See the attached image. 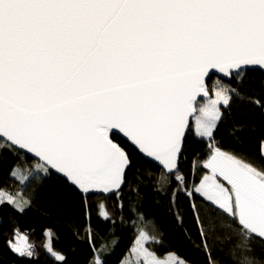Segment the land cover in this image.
Wrapping results in <instances>:
<instances>
[{
    "label": "snow or ice",
    "instance_id": "snow-or-ice-1",
    "mask_svg": "<svg viewBox=\"0 0 264 264\" xmlns=\"http://www.w3.org/2000/svg\"><path fill=\"white\" fill-rule=\"evenodd\" d=\"M210 70L229 79L264 73V0H0V162L12 153L9 175L23 181L19 160L38 158L45 183L58 176L85 198H119L137 166L114 142L123 134L185 196L199 197L202 204L191 207L201 237L225 233L223 264H264V140L257 156L216 146L203 164L210 174L185 191V131L197 97L209 94ZM215 96L195 121L198 135L213 143L240 90L226 85ZM241 131L231 135L239 139ZM5 204L23 214L30 199L0 186ZM156 242L139 234L135 264H175L174 253L160 258L145 247ZM8 244L20 258L33 257L30 247ZM204 248L209 264H220L206 239ZM48 251L66 264L62 253Z\"/></svg>",
    "mask_w": 264,
    "mask_h": 264
},
{
    "label": "trees",
    "instance_id": "trees-1",
    "mask_svg": "<svg viewBox=\"0 0 264 264\" xmlns=\"http://www.w3.org/2000/svg\"><path fill=\"white\" fill-rule=\"evenodd\" d=\"M261 81H264L261 72L245 74L231 83L210 79L211 93L215 87L210 84L223 88L231 85L240 90V98H231L227 120L215 131L214 143L199 137L192 122L182 165V175L187 179L185 191L198 185L202 175L210 173L203 164L211 158L216 146L242 156L258 155L260 142L264 140V111L254 102L264 104ZM221 111L224 112L223 105ZM234 128L243 129L239 139L231 135ZM114 141L137 162L136 168L127 173V186L119 198L115 195L85 198L58 176L45 183L40 164L27 157L18 162L27 180L18 181L9 175V169L17 163L15 156L4 154L0 162V186L16 194L17 200L30 199V206L25 205L23 214L7 204L0 206V264H60L46 250L47 231L52 233V249L65 256L66 264H92L94 257L106 264H119L141 232L157 239L150 246L154 244L163 254L175 253L188 264H209L204 248L206 239L212 256L223 264L227 257L218 249L228 246L225 233L217 231L201 237V226L191 207L193 203L202 204L199 197L185 196L174 177L165 175L118 136ZM104 211L109 213L107 220L102 215ZM154 226H158L159 233ZM20 232L27 234L32 243L31 259L20 258L9 247L8 241H13L14 234Z\"/></svg>",
    "mask_w": 264,
    "mask_h": 264
},
{
    "label": "rangeland",
    "instance_id": "rangeland-1",
    "mask_svg": "<svg viewBox=\"0 0 264 264\" xmlns=\"http://www.w3.org/2000/svg\"><path fill=\"white\" fill-rule=\"evenodd\" d=\"M212 87H215V90H214V93H212L213 94V96H212V98H211V100H213V99H215L216 98V96H215V93H216V91H218V90H220L221 88H223L222 86H217L216 87V85H212V84H210ZM227 91V90H226ZM211 100H209V101H207V102H204V103H202L201 104V107H208L209 106V104H210V101ZM221 106L222 105H220L219 107L221 108ZM200 107V108H201ZM200 108L198 109V114H197V116L193 119V127H194V129H195V132H196V134L198 135V133H197V125H196V118H198V117H200L202 114H201V112H200ZM214 133H215V131H214ZM199 136V135H198ZM200 137V136H199ZM201 138H203V139H206V140H209V138L208 137H201ZM210 170V169H209ZM210 174V173H209ZM19 175H23L24 177H25V179L22 181V182H25L26 180H27V177H26V175L23 173V172H21V171H19ZM220 179H222V178H220ZM223 183H225V185L226 186H228L227 185V182L226 181H223ZM228 187H230V186H228ZM47 232H49V231H47ZM50 233H51V231H50ZM18 235H15V237H14V240H13V244L14 245H16V246H18V247H23V248H29L30 247V249L32 250V243L30 242V240H29V237L27 236V234H25V233H22V232H20V233H17ZM51 239H52V233H51V236L49 237V239H47V243H46V250L48 251V248L49 247H51L52 248V242H51ZM157 240V239H156ZM152 244V243H151ZM136 245L134 244L133 245V247L131 248V250H130V252L127 254V259L129 260V261H131L132 262V264H135V262H136V260H137V255H136V253L135 252H133L132 250H133V248L135 247ZM145 247H147V248H149V250L150 251H155L159 256H160V258H168V256H169V253H171V252H168V253H162L160 250H157L156 249V247L154 246V244L153 245H149V244H146L145 245ZM54 251V250H53ZM49 252V251H48ZM175 254V253H174ZM172 259L174 260V262H175V264H180V262H185L182 258H180L178 255H174V257H172ZM99 260V259H98ZM186 264H188L187 262H186Z\"/></svg>",
    "mask_w": 264,
    "mask_h": 264
},
{
    "label": "water",
    "instance_id": "water-1",
    "mask_svg": "<svg viewBox=\"0 0 264 264\" xmlns=\"http://www.w3.org/2000/svg\"><path fill=\"white\" fill-rule=\"evenodd\" d=\"M214 73V74H213ZM264 74V73H263ZM209 76H211V79L212 78H218L219 80H221V81H224V82H227V83H231L232 82V80L233 79H229V78H227V77H225V75L223 74V73H220L219 71H217V70H210V72H209ZM209 79L206 77L205 78V83H206V85L208 86V83H209ZM209 87V86H208ZM212 96H213V94L210 92V90H209V94H208V96H198L197 97V101H196V105H197V107H198V105L200 104V103H204V102H207V101H209V100H211V98H212ZM197 114H198V109H197V111L195 112V113H193V115L192 116H190L189 117V125H188V129H186V131H185V137L187 138V135H188V133H189V129L191 128V126H192V122H193V119L197 116ZM116 136H118L119 138H121L122 140H124V141H126L127 143H129L134 149H136L137 150V148L128 140V138H126V137H124L123 136V134H120V133H117V135ZM115 142V141H114ZM139 153V152H138ZM140 154V153H139ZM141 155V154H140ZM142 156V155H141ZM143 157V156H142ZM146 161H147V159L145 158V157H143ZM31 160H33V161H35L36 163H42V162H40L39 160H38V158H33V159H31ZM156 166V165H155ZM160 169V168H159ZM161 171H163L164 172V174L165 175H167V176H171L169 173H167L166 172V170H162V169H160ZM127 175V174H126ZM73 187V186H72ZM125 186H122V189L124 188ZM74 188V187H73ZM76 189V188H75ZM77 190V189H76ZM82 196H84L85 197V195L81 192V191H79V190H77ZM122 191V190H121ZM90 196H102V197H104V198H109V197H111V196H114V195H112L111 193H103V192H95V193H93V194H88V196L87 197H90Z\"/></svg>",
    "mask_w": 264,
    "mask_h": 264
},
{
    "label": "clouds",
    "instance_id": "clouds-1",
    "mask_svg": "<svg viewBox=\"0 0 264 264\" xmlns=\"http://www.w3.org/2000/svg\"><path fill=\"white\" fill-rule=\"evenodd\" d=\"M201 104H202V103H200V104L198 105L197 109H199V108L201 107Z\"/></svg>",
    "mask_w": 264,
    "mask_h": 264
}]
</instances>
